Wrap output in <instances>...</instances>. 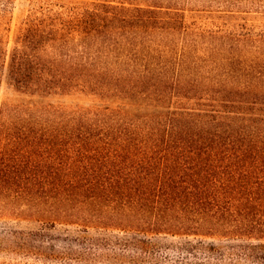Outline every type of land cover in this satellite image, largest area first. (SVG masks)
<instances>
[{
  "label": "trees",
  "instance_id": "obj_1",
  "mask_svg": "<svg viewBox=\"0 0 264 264\" xmlns=\"http://www.w3.org/2000/svg\"><path fill=\"white\" fill-rule=\"evenodd\" d=\"M264 264V0H0V264Z\"/></svg>",
  "mask_w": 264,
  "mask_h": 264
},
{
  "label": "rangeland",
  "instance_id": "obj_2",
  "mask_svg": "<svg viewBox=\"0 0 264 264\" xmlns=\"http://www.w3.org/2000/svg\"><path fill=\"white\" fill-rule=\"evenodd\" d=\"M49 264H69V263H62V262H60V261H54V262L49 263Z\"/></svg>",
  "mask_w": 264,
  "mask_h": 264
}]
</instances>
